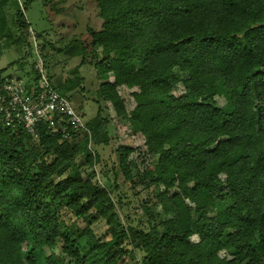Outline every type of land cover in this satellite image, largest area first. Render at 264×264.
Wrapping results in <instances>:
<instances>
[{
    "label": "trees",
    "instance_id": "obj_1",
    "mask_svg": "<svg viewBox=\"0 0 264 264\" xmlns=\"http://www.w3.org/2000/svg\"><path fill=\"white\" fill-rule=\"evenodd\" d=\"M89 1L95 15L74 40L80 64L96 71L94 100L140 125L154 172L135 173L125 143L116 167L126 180L139 176L152 200L135 223L119 210L118 184L82 168L109 142L101 105L85 119L91 141L45 128L38 139L0 121V264H264V0ZM4 2L1 37L12 34ZM12 22L26 41L19 4ZM60 23L73 32L68 15ZM24 59L0 68V84L9 67L25 79L14 70ZM84 79L59 89L74 102ZM121 86L135 89L132 110Z\"/></svg>",
    "mask_w": 264,
    "mask_h": 264
},
{
    "label": "rangeland",
    "instance_id": "obj_2",
    "mask_svg": "<svg viewBox=\"0 0 264 264\" xmlns=\"http://www.w3.org/2000/svg\"><path fill=\"white\" fill-rule=\"evenodd\" d=\"M24 2L25 0H5L4 2L3 10L6 13L7 27L11 29L12 34L9 36L8 31L4 30L6 35L0 36V68H5L14 61L24 59L27 55L23 67H19V69L17 64L14 70L17 74L24 76L25 79L32 80L37 74V71L32 69V63L35 62L34 60L39 59L38 52L50 82L58 88L61 89V84L67 77L80 76L85 78L75 89L77 90V96H75L73 106L76 109L77 106L82 107L81 112L84 118L90 119L98 113L99 105H101L103 117L108 119L109 142L97 147L100 154L99 161L90 166L83 159L82 168L87 169L88 172L92 171L94 176L101 182L108 180L111 183L118 184L113 188L115 199L118 200L121 197L124 203V206H119V210L122 215L129 212L135 217L136 223V210L142 203L151 202L152 191L144 187L139 176H136L133 180H126L123 174L117 170L116 147L118 144L125 143L135 148L130 154V159L133 162L132 168L135 173L138 170L143 171L145 169L154 172V167L150 160L151 156L148 155L144 146L140 125L133 121L121 119L115 113L110 102L102 101L98 103L94 100L96 87L92 78L96 71L93 65L80 64L81 44L79 40H74L77 38L83 39L86 36L85 24L89 18H93L95 15L92 2L89 0H34L27 10H24ZM74 2H76L77 8L82 9V15L73 9ZM16 4H19L25 13L27 22L30 23L26 41L23 31L16 29L12 22ZM64 11L65 14H63ZM78 14L81 15L80 22L74 17ZM65 15H68L75 22L73 32H69L71 29L68 25H61L60 23L64 20ZM19 36L24 41H16ZM69 42L72 43L69 45ZM29 44H31V47ZM34 67L37 69L35 65ZM9 68L13 69L12 67ZM119 91L128 110H132L135 104L133 95L135 89L121 86ZM183 91L182 86L176 90L177 93ZM105 229L104 223H100L97 232L102 234ZM196 239L197 236L192 237V240Z\"/></svg>",
    "mask_w": 264,
    "mask_h": 264
},
{
    "label": "built area",
    "instance_id": "obj_3",
    "mask_svg": "<svg viewBox=\"0 0 264 264\" xmlns=\"http://www.w3.org/2000/svg\"><path fill=\"white\" fill-rule=\"evenodd\" d=\"M37 55L39 75L32 88L28 89L25 79L12 71L4 74L0 84V121L13 127L21 125L38 139L45 128L61 131L64 136L74 130L87 133L91 141L92 134L82 112L50 82L38 52ZM89 146L92 148L91 143Z\"/></svg>",
    "mask_w": 264,
    "mask_h": 264
},
{
    "label": "crops",
    "instance_id": "obj_4",
    "mask_svg": "<svg viewBox=\"0 0 264 264\" xmlns=\"http://www.w3.org/2000/svg\"><path fill=\"white\" fill-rule=\"evenodd\" d=\"M12 70H13V69H10V68H9V69L6 71V73H7V72H10V71H12Z\"/></svg>",
    "mask_w": 264,
    "mask_h": 264
}]
</instances>
